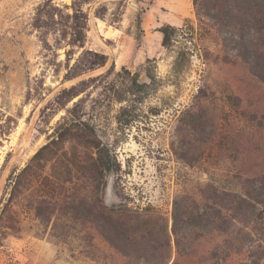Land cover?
Returning <instances> with one entry per match:
<instances>
[{"label":"rangeland","instance_id":"374dc122","mask_svg":"<svg viewBox=\"0 0 264 264\" xmlns=\"http://www.w3.org/2000/svg\"><path fill=\"white\" fill-rule=\"evenodd\" d=\"M165 263L264 264V0H0V264Z\"/></svg>","mask_w":264,"mask_h":264},{"label":"trees","instance_id":"16d2710c","mask_svg":"<svg viewBox=\"0 0 264 264\" xmlns=\"http://www.w3.org/2000/svg\"><path fill=\"white\" fill-rule=\"evenodd\" d=\"M175 28L172 27L169 24L163 25L159 28V31L162 33V40L161 43L162 45H167L169 43L170 40V31H173ZM48 144H45L44 146H42L35 154L34 157L37 156V154H39L41 152V150H43L44 148L47 147ZM103 207V206H102ZM43 205H41V203L36 204V206L34 207V213H35V217L36 219H38L39 221V227L42 229V231L46 230V228L48 227V225L50 224V221L52 220L51 223V229L52 232L53 230H55V228H57V225L59 223H65V221L61 220V217L59 216V214L53 212H45V210L42 209ZM104 210V207L102 208ZM52 232H50V236L53 237ZM172 233L174 234L175 238L177 236V220H176V216L175 214H173V220H172ZM42 235V234H39ZM177 241V238H176ZM167 264V263H165Z\"/></svg>","mask_w":264,"mask_h":264}]
</instances>
